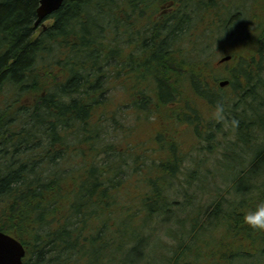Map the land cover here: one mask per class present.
I'll return each instance as SVG.
<instances>
[{"label": "trees", "instance_id": "1", "mask_svg": "<svg viewBox=\"0 0 264 264\" xmlns=\"http://www.w3.org/2000/svg\"><path fill=\"white\" fill-rule=\"evenodd\" d=\"M39 4L0 0V230L24 264H148L156 245L166 264H264V230L244 220L264 201V144L234 125L264 108V32L254 52L224 42L238 14L227 0H65L45 29ZM212 45L243 61L230 97Z\"/></svg>", "mask_w": 264, "mask_h": 264}, {"label": "rangeland", "instance_id": "2", "mask_svg": "<svg viewBox=\"0 0 264 264\" xmlns=\"http://www.w3.org/2000/svg\"><path fill=\"white\" fill-rule=\"evenodd\" d=\"M255 2H256V0H227V4H228L227 9H229L230 12H232V13H233V11L235 13V10H237L238 14L235 18H233V20H232L233 22L231 24H229V26H231V30H232L231 33L232 34L228 38H225V39H224V37H222V36L226 35L224 32L222 33V36H220L224 42H229V43L234 42L236 44H244V43H247V42L253 40L255 37L258 36L257 33L254 31V29L251 27V25H252L251 22L256 17V15L258 16L259 8H260V2H257V4ZM257 5H259V6H257ZM188 11L190 13L193 12L191 9H188ZM221 13H222V10H221ZM219 16H220V10L219 9L218 10H212V11H210L209 15L205 16L206 18H205L204 22L208 25V27H211V30H213V29L217 30V26H219L218 25ZM228 16H230V15H228ZM50 22L51 21H46V24H49ZM192 22H196V18L194 15L192 18ZM254 27L259 28L257 26H254ZM141 34H143V33H141ZM182 37H184V35ZM182 37H180V38H182ZM207 50L208 51L206 52V55L210 56L211 61H213V62L218 61L221 57L226 55V53L220 49L219 45H212ZM252 51H253V46L251 47L250 52H252ZM254 51H255V49H254ZM229 65L233 66V63L229 64ZM215 68H216L215 70H218V72L223 73L221 75L222 79L225 78V79L232 80L230 73L227 72V69L229 68V66L220 64V65H216ZM232 87L233 86L231 85L225 89L222 88L221 91L223 92V94L226 97H230L229 94L233 93V90L231 89ZM218 88H219V86H218ZM260 91L261 90H259L258 93L260 94V97L262 98L261 103L264 104V91L263 92H260ZM259 103L260 102L253 104V108L251 109V112H252L251 116H238L237 118L234 119V125L237 128H239V129H237L239 137H245L246 138V135L248 134L246 132V130L250 127L258 126V125L253 124V123H257V124L264 127V112H262L263 114H261V115H254V112H258L261 110L264 111V108H261L262 105H260ZM161 110L163 111L164 115L168 116V114H169L168 108H162ZM213 114L217 115L218 113L214 112ZM204 118L208 119V117L205 115H204ZM225 119H226V117H225ZM221 120H222V124H223L222 125L223 133L226 132L228 134V136L226 138L232 139L233 141H236L237 138L235 137V129L232 127V125H230L228 120L224 121V118H222ZM221 120H220V118L216 119V121H221ZM121 122H123V120H121ZM124 122H126V121H124ZM127 123L129 126H132L134 124V118L131 115L128 117ZM171 124L172 123H167L166 125L169 126ZM114 127L115 126H113V129L117 130L118 133H120L121 130L114 128ZM242 128H243V131L240 130ZM188 129L190 131H192V128H188ZM111 132L114 133L113 130ZM118 133H114L113 135H110L109 137L106 138V141L107 142L115 141L116 139H118L120 137L118 135ZM141 133H142V131L141 130L139 131V129H138V133H133L129 137V139L131 141H139L141 138H139L138 136ZM141 135H143V134H141ZM188 136H191V134L187 135V132L185 130L182 134L179 133V135L177 136L178 141H179V137L185 139L186 143L182 149L184 152H188L192 148L191 146L193 145L192 140L187 139ZM144 137L147 138L146 135ZM195 141H196V139H195ZM255 142L257 143V142H259V140L255 141ZM153 147H155V146H153ZM238 157L240 158L239 155H238ZM239 158H237V159H239ZM186 163L188 164V162H186ZM219 183L223 184L222 182H219ZM162 235L163 234H160V233L156 234V236L158 238H161ZM155 247L156 248L153 252L152 259H149L148 264H166L167 263L166 251L160 245H156ZM91 260H93V259L91 258Z\"/></svg>", "mask_w": 264, "mask_h": 264}, {"label": "water", "instance_id": "3", "mask_svg": "<svg viewBox=\"0 0 264 264\" xmlns=\"http://www.w3.org/2000/svg\"><path fill=\"white\" fill-rule=\"evenodd\" d=\"M65 0H40V5L37 9V20L35 26H40L43 21L56 13ZM231 56H225L220 60V63L229 61ZM229 84L228 80L220 82L221 87ZM26 256L25 247L20 241L13 236L0 231V264H23V259Z\"/></svg>", "mask_w": 264, "mask_h": 264}, {"label": "clouds", "instance_id": "4", "mask_svg": "<svg viewBox=\"0 0 264 264\" xmlns=\"http://www.w3.org/2000/svg\"><path fill=\"white\" fill-rule=\"evenodd\" d=\"M244 220L253 228L264 230V201L257 204L256 210L247 212Z\"/></svg>", "mask_w": 264, "mask_h": 264}, {"label": "flooded vegetation", "instance_id": "5", "mask_svg": "<svg viewBox=\"0 0 264 264\" xmlns=\"http://www.w3.org/2000/svg\"><path fill=\"white\" fill-rule=\"evenodd\" d=\"M173 12H174L173 8H168L167 9L165 7L164 12L161 13L159 15V17L162 18V19H164V18L168 17L169 15L171 16L173 14ZM156 19H157V16L155 17V20ZM242 62H243L242 59L241 58H238L237 59V63L235 64L234 67L238 69L240 67V65L242 64ZM244 62H247V60H245ZM228 64H231V63H228ZM227 66H229V68L227 69V72L231 74L233 72V69H235V68H232L231 65H227Z\"/></svg>", "mask_w": 264, "mask_h": 264}]
</instances>
